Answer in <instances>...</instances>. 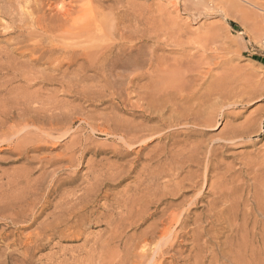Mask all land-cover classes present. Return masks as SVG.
Returning a JSON list of instances; mask_svg holds the SVG:
<instances>
[{"label": "rangeland", "instance_id": "374dc122", "mask_svg": "<svg viewBox=\"0 0 264 264\" xmlns=\"http://www.w3.org/2000/svg\"><path fill=\"white\" fill-rule=\"evenodd\" d=\"M222 80L232 97L195 110L214 125L158 115L161 91ZM27 93L51 98L58 133L18 117ZM0 264H264V0H0Z\"/></svg>", "mask_w": 264, "mask_h": 264}, {"label": "bare ground", "instance_id": "6f19581e", "mask_svg": "<svg viewBox=\"0 0 264 264\" xmlns=\"http://www.w3.org/2000/svg\"><path fill=\"white\" fill-rule=\"evenodd\" d=\"M87 24V23H86ZM80 28V27H79ZM94 41V40H93ZM93 44V43H92ZM88 47V46H87ZM152 52V51H151ZM72 63V62H71ZM67 64H70V63H67ZM104 68V67H103ZM98 69V68H97ZM112 69V68H111ZM50 75V74H49ZM42 76V75H41ZM53 76H54V74H53ZM52 76V78H47V79H45V78H43L44 80H43V82H47V81H49V80H54L55 78ZM37 77V76H36ZM83 77V76H82ZM165 77V76H164ZM41 78V77H40ZM37 79H39V78H37ZM172 79V78H171ZM46 80V81H45ZM56 81V80H55ZM219 81V80H218ZM217 81V82H218ZM51 82V81H50ZM231 82V81H230ZM40 83H42V82H40ZM178 84H179V82H177ZM216 83V82H215ZM235 83V82H234ZM182 84V83H181ZM217 84V83H216ZM229 82H227V81H225V80H222V81H220V83H218L216 86H214L213 87V89H211V90H207V91H205V92H200V91H194V90H191V91H189L188 93L187 92H185L184 93V91H186L184 88V90H179L178 92H177V94L176 93H173V92H166V91H161L160 92V94H162L163 92H165V94L164 95H159V94H157V95H153L156 99H155V102H156V106H157V108L158 109H156V110H158V115H160V110H161V112L163 113V110L164 111H166V109H168V107L169 106H171V108H172V111H174V112H176V113H179L180 114V120H185L186 121V123L185 124H189L190 122H192V125H195V126H200V124L201 125H205V126H209V125H214L215 124V122H216V118H217V116L218 115H213L214 116V118H213V116H212V114H211V112H210V114H209V116L207 117L206 116V118H204V116L202 115V114H200L201 113V109L202 108H204V106L206 105V103L208 102V101H210L211 99H220L223 95H227V97L226 96H224V98H228V94L230 93L231 94V92L233 91H229V86L231 87V85L229 84ZM187 88V87H186ZM232 89H234V88H232ZM176 92V91H175ZM37 93V92H36ZM159 93V92H158ZM201 93V94H200ZM180 94V95H179ZM233 94H234V92H233ZM235 95H237L236 93H235ZM154 97L152 98L153 100H154ZM230 97H232V94H231V96ZM21 99H22V96H21ZM195 99H197V100H199L198 102L199 103H190L191 101H193V100H195ZM182 100H185L184 101V103L185 104H189L188 105V111H186L187 109H186V107L184 108V107H182V111H183V109H184V111H186V113H183V112H180L179 110L181 109V108H179L180 106H178L179 105V103L177 102V101H181V103H182ZM213 101V100H212ZM238 101V100H237ZM180 103V104H181ZM224 103V102H223ZM22 104H23V106H22ZM201 105H203V107L202 108H200L197 112H195V110H196V108L198 107V106H201ZM21 106L23 107L21 110H20V112L18 113L19 115H18V117H21L22 119H24V121H25V125H27L29 122L30 123H32V126H35V127H37L39 130H41V132L42 131H44V132H46L47 134H52V133H58V121L56 120V117H55V114L53 113V109L55 108V105H54V102H52L51 101V98H44V96L43 95H40V94H36V95H30V94H28L27 93V95H25V96H23V101H22V103H21ZM182 106V105H181ZM183 106H184V104H183ZM57 109V108H56ZM56 109H55V111H56ZM218 113V112H217ZM12 115V114H11ZM58 115V114H57ZM10 116V115H9ZM27 116H29V117H27ZM13 117V116H12ZM145 118L147 119V121H152V120H154L155 118H158L159 119V116H145ZM145 119V120H146ZM192 120V121H191ZM215 121V122H214ZM172 123V122H171ZM174 124V123H173ZM184 124V123H183ZM24 125V126H25ZM178 127V126H177ZM184 127V126H183ZM11 128H13V127H11ZM153 129H155L154 127H149V129H145L146 131H148L149 133H147V134H142V135H136V136H134V137H128L127 139H128V141H130V142H132V141H134V142H138V141H141V139H142V137H145L144 139H143V141L142 142H147V141H150L151 139L149 138H147L146 136L147 135H153V133L151 132ZM179 129V128H178ZM244 129V128H243ZM63 130V129H62ZM10 131H12V129L10 130ZM16 131V130H15ZM192 131L194 132V131H197V129L196 128H192ZM8 132H9V130H8ZM7 132V133H8ZM18 132V131H17ZM64 132V131H63ZM14 133V132H13ZM60 133H62L61 131H60ZM6 134V133H5ZM69 134V133H68ZM10 135V134H9ZM12 135V134H11ZM14 135V134H13ZM40 135H42V134H40ZM55 136V135H54ZM63 136V135H62ZM189 137H191L192 135H188ZM42 137V136H41ZM125 137H127V136H125ZM163 137H165V136H163ZM233 138V137H232ZM231 138V139H232ZM48 139V138H47ZM46 139V137H45V140H47ZM148 139V140H147ZM44 140V139H43ZM49 141V140H48ZM36 142H38V140L36 141ZM43 142H45V141H43ZM36 144V143H35ZM38 144V143H37ZM76 144V143H75ZM39 145V144H38ZM34 146V145H33ZM70 146V145H69ZM204 146H203V144L202 143H199V144H196V145H194V148H193V150L191 149V151H193V153H196V154H198L201 150H202V148H203ZM27 148H28V146H27ZM74 148V147H73ZM191 148V147H190ZM44 149V147L43 146H36L35 145V148H28V149H26L25 148V150H24V152H23V150L21 151V152H23L22 154H24L25 156H27L28 155V153L31 151V152H33V151H40V150H43ZM67 149V148H66ZM74 150H75V148H74ZM190 150V149H189ZM68 152H70V151H68ZM209 152V151H208ZM72 153H74V152H72ZM63 155V154H62ZM65 155V154H64ZM63 155V156H64ZM74 155V154H73ZM212 155V154H211ZM29 156V155H28ZM70 156H72V155H70ZM193 156V155H192ZM36 157V156H35ZM75 158V157H74ZM74 158L73 157H62V159H61V161H72V160H74ZM21 159V158H20ZM43 160V158H41L40 159V161H42ZM59 160H58V157H57V159L55 158V160L54 161H48L47 162V164H49V166H52V165H57L59 162H58ZM206 161V160H205ZM45 162V161H44ZM43 162V163H44ZM210 164V163H209ZM47 168L48 167H44V166H41V169L43 170L42 172H40V175H39V177L37 178L36 177V179L35 180H33V182L34 181H36V186H37V190H41L42 189V181L44 180V178H45V176L48 174V172H47ZM68 168V167H67ZM129 169H131V168H129ZM50 173V172H49ZM55 173V172H54ZM54 173H52L53 175H52V177H50V178H53V176H54ZM130 174V173H129ZM142 174V173H141ZM30 175H32L31 174V172L30 173H28V174H26L24 177L26 178L25 180L27 181V182H29L30 181ZM113 175V174H112ZM116 175V174H115ZM50 176V175H49ZM98 176H100V175H98ZM97 176V177H98ZM114 176V175H113ZM112 176V177H113ZM152 177V176H151ZM73 178V177H72ZM95 178V177H94ZM140 178V177H139ZM155 178V177H154ZM222 178V177H221ZM220 178V179H221ZM147 179V178H146ZM23 178L22 179H20V178H15L13 181H14V183L16 184V187H17V185H20V184H22L23 183ZM32 180V179H31ZM55 182H58V178L56 177L55 179ZM96 180V179H95ZM12 181V182H13ZM74 180L73 179H69V180H65L63 183L64 184H67V183H72ZM144 180H143V178H142V180H140V183H142ZM148 181V180H147ZM52 182V181H51ZM55 182H54V184H55ZM146 182V181H145ZM139 183V184H140ZM200 183V182H199ZM14 184V185H15ZM93 184H95V183H93ZM138 184V185H139ZM144 184V183H143ZM192 184H193V186H195V184H197V182H196V180L195 181H192ZM57 184H55V186H56ZM147 185V184H146ZM150 185V184H149ZM91 186H92V184H91ZM186 186V185H185ZM192 186V185H191ZM145 187V186H144ZM151 187V186H150ZM139 188V187H138ZM143 188V187H142ZM85 189H87V188H85ZM146 189V188H145ZM58 190V185L54 188V186H52L51 188H50V190L47 192V194H46V197L44 198L43 197V199L45 200V199H47L50 195H51V193H53V192H56ZM94 190V189H93ZM139 190V189H138ZM53 191V192H52ZM143 191V190H142ZM43 193V192H42ZM83 193V192H82ZM142 193V192H141ZM150 193V192H149ZM74 194L76 195V193H75V191H74ZM81 194V193H80ZM144 194V193H143ZM84 195V194H83ZM63 196V195H62ZM71 195H70V193H69V196L68 197H66V199L67 198H69ZM79 196V195H78ZM78 196H77V198H78ZM87 196V195H86ZM85 196V197H86ZM93 196V195H92ZM149 196V195H148ZM89 197V196H88ZM91 197V196H90ZM202 197V196H201ZM73 198H75L74 196H73ZM83 198V197H82ZM72 199V198H71ZM59 200V199H58ZM70 200V199H69ZM78 200L79 199H77L75 202H78ZM81 200H83V199H81ZM193 200V199H192ZM46 201V200H45ZM52 201V200H51ZM68 199L67 200H63V199H61V201L60 202H58V201H56V202H54V204H51V202L50 201H46L47 202V205H46V208H45V210L46 209H48V208H51L52 206H54L55 207V211H54V213L52 214L53 215V219H62L63 218V216L64 217H66L65 216V214H64V211L62 210V209H64V208H62V206H63V204H68ZM71 201H73V199L71 200ZM89 201V200H88ZM93 201V200H92ZM74 202V201H73ZM80 203H82V202H80ZM88 203V202H87ZM134 204V203H133ZM161 204V203H160ZM33 207V206H32ZM58 207L60 208H62L61 210H62V212L63 213H59L58 214ZM76 207H77V205H76ZM27 208H29V207H27ZM26 207H25V209H27ZM67 208V207H66ZM80 208V207H79ZM23 209V208H22ZM37 209V208H36ZM75 209V208H74ZM81 209V208H80ZM188 209V208H187ZM24 210V209H23ZM22 210V211H23ZM61 210L59 211V212H61ZM65 210V209H64ZM133 210V209H132ZM185 210V209H184ZM26 211V210H25ZM81 211V210H80ZM93 211V210H92ZM95 211V210H94ZM24 212V211H23ZM43 212H45V211H42L41 213H43ZM66 212V211H65ZM182 212V211H181ZM72 213V212H71ZM77 213V212H76ZM82 213V212H81ZM123 213V212H122ZM171 213V212H170ZM180 213V212H179ZM87 214V213H86ZM151 215L153 214V213H150ZM149 214V215H150ZM28 215V214H27ZM67 216L68 215H70V213H68V214H66ZM73 215V214H72ZM89 215V214H88ZM87 215V216H88ZM111 215V214H110ZM109 215V216H110ZM181 215V214H180ZM51 216V215H50ZM71 216V215H70ZM104 216V215H103ZM113 216V215H112ZM170 216V215H169ZM172 216V215H171ZM187 216V215H186ZM185 216V217H186ZM37 217V216H36ZM73 217V216H72ZM75 217H77L76 215H75ZM111 217V216H110ZM179 217V214L177 213L176 215H173V219H171V220H173V222L175 223L176 221H178V220H180L181 218H178ZM31 218V217H30ZM49 218V217H48ZM170 218V217H169ZM168 218V219H169ZM177 218H178V220H177ZM29 219V218H28ZM27 219V220H28ZM33 219V218H32ZM38 219V218H37ZM65 219V218H64ZM68 219H69V217H68ZM76 219V218H75ZM146 219V217H144L143 218V220H145ZM72 220V219H71ZM70 220V221H71ZM184 218L182 219V222H181V224H183V223H185L184 222ZM24 221V220H23ZM31 221V220H30ZM35 221V220H34ZM45 221H47V220H45ZM44 221V222H45ZM170 221V220H169ZM26 222V221H25ZM43 222V221H42ZM42 222H41V225H43L42 224ZM51 222V221H50ZM173 223V224H174ZM179 222H177V224H178ZM48 224V223H47ZM70 224V223H69ZM114 224V223H113ZM169 224H171V223H169ZM176 224V223H175ZM40 225V226H41ZM173 225H171V227H172ZM52 227H54V226H48V227H45L43 230H42V232L43 233H47V232H49V230H51L50 228H52ZM59 227V226H58ZM114 227V226H113ZM118 227V226H117ZM116 227V228H117ZM167 227V226H166ZM166 227H164V229L161 231V235H160V237L161 238H163V240L165 241V238H168L170 235H171V232H170V229H171V227H170V225H169V227L170 228H166ZM37 228H39V227H37ZM42 229V228H41ZM53 229V228H52ZM59 229V228H58ZM57 229V230H58ZM37 230V229H36ZM118 230V229H117ZM52 232V231H51ZM57 232H59V231H57ZM147 234L145 235L146 237H144V241H142L141 242V247H140V250H141V256L142 257H144V256H146L147 255V250L150 248V247H148V245L150 246V242H149V236H148V232H146ZM41 235H43L42 233H40ZM50 235H53V234H50ZM49 235V236H50ZM39 236V235H38ZM175 236H176V234H175ZM160 237H159V240H160ZM41 238H42V236H41ZM44 238H46L45 236H44ZM44 240V239H43ZM159 240H157V241H159ZM168 240H169V238H168ZM37 242V241H36ZM156 242V241H155ZM168 242V241H167ZM158 243H160V246L159 247H163V241L161 242H157V246H158ZM171 242H170V240H169V244H170ZM38 244H39V242H38ZM165 244V243H164ZM94 246V245H93ZM35 247V246H34ZM154 247H155V245H154ZM166 247V246H165ZM164 248V247H163ZM167 248V247H166ZM98 249V248H97ZM97 249H95L94 248V250H97ZM152 249H153V247H152ZM156 250V247L154 248V251ZM153 251V250H152ZM152 251H149L150 253L152 252ZM165 251V250H164ZM168 251V250H167ZM160 252H162V251H160ZM153 254H155V253H153ZM160 254V253H159ZM93 255V254H92ZM150 255V254H149ZM159 256V255H158ZM147 257V256H146ZM148 258V257H147ZM153 258V256H151V259ZM154 258H155V256H154ZM157 260V259H156ZM124 263V262H123Z\"/></svg>", "mask_w": 264, "mask_h": 264}]
</instances>
